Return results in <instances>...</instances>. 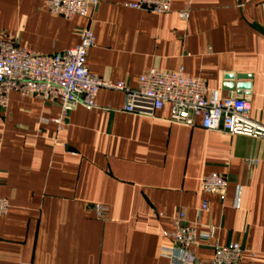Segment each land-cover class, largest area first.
Here are the masks:
<instances>
[{"label": "crops", "instance_id": "crops-1", "mask_svg": "<svg viewBox=\"0 0 264 264\" xmlns=\"http://www.w3.org/2000/svg\"><path fill=\"white\" fill-rule=\"evenodd\" d=\"M45 1L0 0V40L54 55L90 28L91 74L136 88L152 69H183L221 99L248 100L264 125V0H172L161 15L130 8L135 0H102L89 18L70 19L50 14ZM240 83L250 90L226 89ZM124 102L101 89L97 108L73 107L60 128L58 103L11 93L0 109V199L9 202L0 264H173L164 233L181 210L209 238L195 248L198 264H210L212 246L231 243L244 249L240 264H264V141L206 131L200 118L175 124L170 105L151 117L127 114ZM213 174L228 181L223 200L202 189ZM91 204L105 206L108 219Z\"/></svg>", "mask_w": 264, "mask_h": 264}, {"label": "built area", "instance_id": "built-area-1", "mask_svg": "<svg viewBox=\"0 0 264 264\" xmlns=\"http://www.w3.org/2000/svg\"><path fill=\"white\" fill-rule=\"evenodd\" d=\"M102 0H46L45 7L54 16L70 19L75 16L89 18L91 9ZM172 0H135L129 7L135 10L166 14L171 11ZM183 20L190 16V5L179 13ZM80 44L54 55H41L18 46L13 41L0 40V109L7 108L11 93L23 97L55 102L61 106L60 117L55 121L60 128L66 123L73 107L97 108V96L101 89L121 92L124 95L122 111L138 116H154L167 105L171 107V122L206 131L219 133L229 138L244 136L264 141V125L251 118V105L246 99L230 96L221 99L218 92L210 91L204 80L185 76L178 72L152 69L143 74L136 88L126 82H108L90 73L86 63L94 48L96 38L90 28L80 32ZM250 165L257 164L248 160ZM227 179L218 174L206 177L202 182L205 193L224 199ZM208 204L202 210L208 211ZM9 202L0 199V217L7 214ZM100 220L108 219V209L101 204H91ZM174 231L164 233L172 242L168 256L173 264H198L195 248L208 237L199 236L194 224L187 221L184 211L173 217ZM210 264H240L244 249L240 244L214 245ZM30 264V263H21Z\"/></svg>", "mask_w": 264, "mask_h": 264}, {"label": "water", "instance_id": "water-1", "mask_svg": "<svg viewBox=\"0 0 264 264\" xmlns=\"http://www.w3.org/2000/svg\"><path fill=\"white\" fill-rule=\"evenodd\" d=\"M226 80L228 82H234L236 79L239 80V81H246V80H249L250 77L249 76H235V75H227L226 77ZM251 88V84H248V83H240L238 85H234V84H229L228 86H226V89L228 91H234L235 89H237L238 91H249ZM241 93V92H239Z\"/></svg>", "mask_w": 264, "mask_h": 264}]
</instances>
